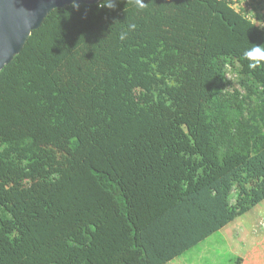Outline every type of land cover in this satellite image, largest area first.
I'll list each match as a JSON object with an SVG mask.
<instances>
[{"label": "trees", "instance_id": "trees-1", "mask_svg": "<svg viewBox=\"0 0 264 264\" xmlns=\"http://www.w3.org/2000/svg\"><path fill=\"white\" fill-rule=\"evenodd\" d=\"M251 5L47 15L0 71V264H167L264 201Z\"/></svg>", "mask_w": 264, "mask_h": 264}, {"label": "water", "instance_id": "water-1", "mask_svg": "<svg viewBox=\"0 0 264 264\" xmlns=\"http://www.w3.org/2000/svg\"><path fill=\"white\" fill-rule=\"evenodd\" d=\"M100 0H0V71L25 46L33 30L57 8Z\"/></svg>", "mask_w": 264, "mask_h": 264}, {"label": "crops", "instance_id": "crops-1", "mask_svg": "<svg viewBox=\"0 0 264 264\" xmlns=\"http://www.w3.org/2000/svg\"><path fill=\"white\" fill-rule=\"evenodd\" d=\"M251 212H254L255 214L254 219L246 217ZM260 213L264 214V201L243 216L236 218L220 231L214 233L219 234V239L216 243L220 244L221 242L220 246L223 250H225L222 255L227 253L232 262H234L236 257L240 256L244 259L243 264L264 263V229H259L261 225L258 227L259 230L256 229L258 223L260 224V217L256 218V216ZM236 227H239V230L241 231H239ZM237 230L238 232H236ZM186 254L187 253L184 252L182 255L173 259L169 263L173 264L171 262L176 261L179 258H183ZM216 258H218L217 253L214 257V261H210V264H221L219 261H216ZM183 264H185V262ZM198 264L203 263L199 262Z\"/></svg>", "mask_w": 264, "mask_h": 264}, {"label": "rangeland", "instance_id": "rangeland-1", "mask_svg": "<svg viewBox=\"0 0 264 264\" xmlns=\"http://www.w3.org/2000/svg\"><path fill=\"white\" fill-rule=\"evenodd\" d=\"M235 2L236 7H239L240 5H244V4H251L253 0H233ZM261 14L263 15L264 18V12L261 11ZM260 25L264 26V19L263 20H259L258 21ZM229 79H234L236 77L235 73L229 72L228 74ZM249 219H254L255 214L254 212H251L248 216ZM260 217V224L258 223L256 229L262 228L264 229V214L260 213L259 215L256 216V218ZM239 230V227H236ZM258 229V230H259ZM238 230L236 232H238ZM241 231V230H239ZM219 239V234H213L211 237H209L208 239L203 240L202 242H200L199 244H197L196 246L192 247L191 249H189L187 253L183 258H179L176 261H173L171 263L173 264H183L185 262V264H198L199 262L203 263V264H210V261H214V257L217 256L218 258H216V261H219V263L221 264H233V262L231 261V259L228 257V254H223V252L225 250L222 249L221 242L220 244L216 243L217 240ZM223 250V251H222ZM182 260V261H179ZM170 264V263H169ZM217 264V263H216Z\"/></svg>", "mask_w": 264, "mask_h": 264}, {"label": "built area", "instance_id": "built-area-1", "mask_svg": "<svg viewBox=\"0 0 264 264\" xmlns=\"http://www.w3.org/2000/svg\"><path fill=\"white\" fill-rule=\"evenodd\" d=\"M258 1H261V6H264V0H258ZM242 6L247 11V15H249V16H252V14H254L256 12L254 6H252L250 3L249 4H244ZM261 11L264 12V8L262 10H260L259 12L261 13Z\"/></svg>", "mask_w": 264, "mask_h": 264}]
</instances>
